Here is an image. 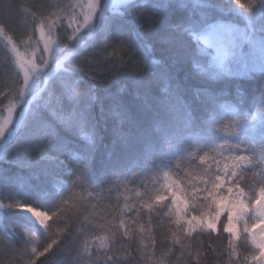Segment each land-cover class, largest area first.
Instances as JSON below:
<instances>
[{
  "label": "snow or ice",
  "instance_id": "1",
  "mask_svg": "<svg viewBox=\"0 0 264 264\" xmlns=\"http://www.w3.org/2000/svg\"><path fill=\"white\" fill-rule=\"evenodd\" d=\"M48 7L16 5L32 33L39 34L31 55L20 51L7 24L0 20V37L12 54L11 83L0 92L6 100L0 104V164L23 171L45 161L55 187L43 194V203L33 206L18 199L34 190L22 172L14 178L0 168V218L5 221L0 234L10 242V264H37L46 254L56 255L54 249L65 241L75 244L70 264H132L131 244L125 245V240L134 239H139L137 251L142 253L143 264H171L167 258L175 254L177 245L178 261L187 257L199 264L202 253L199 248L193 253L186 241L194 239L193 234L217 232L228 234L227 264H264V0H68ZM175 11L185 13L177 22L172 21ZM156 13H164L160 24L167 42L180 44L203 79L226 81L258 75L260 102L245 108L243 91L237 88V108L223 93L206 95L208 88H196L193 99L203 108L201 119L193 101L186 99L176 72L165 68L154 73L160 94L148 90L144 80L147 64L131 74L137 89H145L136 93L138 112L121 96L122 87L100 96L96 82L106 70L123 72L134 49L151 52ZM59 31H70L67 38L77 44L85 35L96 39L115 35L117 43L111 51L101 49L97 57L85 62L88 67H82L73 62L75 56L62 57ZM32 39L29 34L22 43L28 45ZM37 51H42L39 60ZM161 63L155 57L151 60L153 65ZM112 80L119 83L115 75ZM104 99L111 101L107 112ZM178 115L183 117L182 124ZM109 117L115 121L109 163L93 184L96 155ZM174 134L187 136L191 143L185 141L176 151ZM117 144L122 152L112 161ZM12 149H16L14 154H10ZM189 166L197 170L189 172ZM136 182L134 204L125 196L118 212H95L106 194L128 191ZM77 187L80 193L74 191ZM65 190L70 194L65 195ZM14 212L26 222L28 230L23 233L19 223L6 222ZM127 213H135L137 219L126 223ZM142 213L148 218L147 229L140 223ZM154 216L167 218L169 223L170 246L159 255L150 227ZM49 221L63 227L52 231ZM9 232L17 237L16 242H11ZM241 237L243 253L236 244ZM57 264L69 261L62 259Z\"/></svg>",
  "mask_w": 264,
  "mask_h": 264
},
{
  "label": "trees",
  "instance_id": "2",
  "mask_svg": "<svg viewBox=\"0 0 264 264\" xmlns=\"http://www.w3.org/2000/svg\"><path fill=\"white\" fill-rule=\"evenodd\" d=\"M68 0H0V20H3L8 26V34L13 36L14 42L17 43L21 52H24L26 55L31 54L33 49L36 48V40L38 39V33H32V28L29 23H26L23 16L20 12L17 11L16 5L20 4H36L40 6L42 9L50 10L49 5L52 4H65ZM5 4H11L12 7L10 9H6L4 7ZM164 15V13H156L152 16V20L155 21V26L153 31L150 33L151 37V52L144 53L141 50L134 49L131 55V60L127 66V68L123 71H117L116 73L108 72L106 70V75L97 80V85L99 88V95L106 96L108 92H116L119 88L125 89L124 92L121 93V96L132 107V111L138 112L140 101L136 99L137 91L143 93L145 89H137L136 85L132 79V72L136 70L137 67L143 68L146 64L149 65L148 72L144 75L145 83L148 87V90L153 95L160 94V86L156 83L154 79V73H161L167 68L170 71L177 73V78L182 82L183 87L186 93V99L189 101H193L194 107L196 108V115L201 119L204 118L203 108L200 105L198 100L193 99V92L196 88H208L210 91L206 95L219 94L223 93L226 95L227 101L233 106L239 108L238 97H237V88L243 91L245 108L252 107L253 103L260 102V93H259V77L258 75L253 79L247 78H232L230 80H222V81H208L203 79L196 71L193 70L192 64L187 61L186 56L187 52L181 49L180 44L169 43L165 37V31L160 24V19ZM185 15L184 12L175 11L172 14V21L177 22ZM131 18V17H130ZM144 30L147 31V26L141 21ZM29 34L33 35V39L29 42L28 45L22 43L23 40H27ZM70 31H59L56 35L59 38L60 46L62 49V53H67L68 56H75L74 63L81 65L82 67H88L85 63L87 60L97 57L103 48H108L111 51V45L117 43V39L115 35H113L109 39H96L95 36H87L85 35L84 40L77 44L75 41L69 40L67 37L70 35ZM42 44L40 45V49L42 50ZM75 49V50H73ZM77 52L79 55H77ZM10 49L6 45V41L3 37H0V92L6 91L8 85L11 83V77L9 73V59L11 57ZM42 55V51L36 52L37 60H39ZM160 60L161 65H153L151 64L152 58ZM102 59V57H100ZM179 59V63L176 61ZM95 63V60L93 61ZM115 75L119 81V83H114L112 80V76ZM224 101H220L223 103ZM6 103V100L3 97H0V104ZM111 101L108 99L103 100L104 108L107 112V109ZM99 106L96 107L95 111L99 112ZM252 111L255 112V108H252ZM178 121L182 124L183 117L181 115L177 116ZM103 124V122H102ZM115 124V121L110 117L106 121L107 130L103 133L104 142L100 147L96 155L95 161V171L93 174L92 183H98V175L99 171L103 167L105 163H109L108 151L111 149V140H112V128ZM145 125H147V119H145ZM124 130H128V125H124ZM157 135L161 134V132H156ZM166 134V133H165ZM173 141L175 144V150L179 151L182 144L186 141L187 143H191L188 140L187 136H176L173 135ZM16 149H12L10 154H14ZM122 149L119 144H117L116 148L113 151L112 161H115L121 154ZM36 153H33L35 157ZM64 157H61L63 159ZM182 163H186V161H182ZM47 167V162L45 161H37L33 168L20 170L15 167V165H9L7 163L0 164V168H3L7 171V173L15 178L17 172H22V177L25 182L30 184L34 190L29 191L25 195H21L18 197L22 202L32 203L33 206L44 202L43 194L47 191H55V187L52 185V177L49 175L45 168ZM195 166H189V169ZM62 180H67V177H61ZM139 182L136 184H130L129 190L124 191L123 189L119 192L113 190L110 194H106L103 200H99L97 202V208L95 212H99L101 215L106 214L112 209H115L117 212L119 211V206H122L125 203L124 197H128V203L130 205L134 204L135 201H131L130 196L134 193L133 189L137 187ZM107 187V185H105ZM5 193L8 192V189L5 188ZM74 191L76 193H80V188H75ZM65 195H69L70 191L65 190ZM87 195V193H84ZM46 210V209H40ZM94 218V214L93 217ZM126 223L131 220L137 219L135 213H127L126 214ZM140 223L145 225L147 229L148 218L143 213L141 214ZM224 219V218H223ZM222 219V220H223ZM163 221V223H162ZM7 223L16 222L21 225V233L28 230L26 222L23 217L19 215L18 212H14L7 217ZM50 224L53 225L52 231L55 230L56 227H63V224H53L52 221H49ZM116 223H119V218L117 217ZM5 221L3 218H0V227H4ZM39 228V225H36ZM133 228H137V225H132ZM152 229V234L155 236L157 240V255L161 252L165 251L170 246V241L167 240V237L170 236L169 232V223L168 219L161 217L155 218L153 217L152 223L150 225ZM220 226L218 225V228ZM174 229L175 226L172 225ZM6 230V229H5ZM123 230H121L122 232ZM9 236L12 234L9 232ZM194 239L186 241V244L190 245L189 250L193 253L199 248L202 255L200 256L199 264H227L228 255L225 251L227 240L226 237L228 234L217 232V233H203L200 235L193 234ZM145 236H147V232H145ZM27 239V237H25ZM17 237L12 236L11 242H16ZM9 241L0 234V264H10L9 256L13 255L12 249L8 246ZM37 244L40 241L36 242ZM131 244V252L133 256L132 264H143L142 253L138 252L137 249L140 247L139 239H134L132 241L125 240V245ZM238 246V250L240 252L245 251L244 241L240 240L236 242ZM74 247L75 244L73 241H65L64 245L55 248L54 252L56 255L46 254L45 257H41L40 260L37 261V264H57V261L62 259H67L70 264V259L74 255ZM174 255L167 258L171 261V264H197V261L187 259V257L182 258L181 260H177L179 256V246H175ZM223 253V255H221ZM126 264V262H124Z\"/></svg>",
  "mask_w": 264,
  "mask_h": 264
},
{
  "label": "rangeland",
  "instance_id": "3",
  "mask_svg": "<svg viewBox=\"0 0 264 264\" xmlns=\"http://www.w3.org/2000/svg\"><path fill=\"white\" fill-rule=\"evenodd\" d=\"M105 2H106V0H105ZM224 2H226V0H224ZM54 38H55V37H54ZM42 46H43V45H42ZM65 54L68 56L67 53H65ZM65 54L62 53V57H63ZM27 55H31V54H27ZM52 71L55 72L56 69L53 68ZM195 170H197V169H195V167H193V168L189 169V172H192V171H195ZM130 199H131V201H135V200H136V198H135V196H134V193L131 194ZM197 203H199V202L197 201ZM192 214H197V213H196V212H193ZM223 218H224V217H221V220H222ZM37 225H38V224H37ZM240 240L243 241V237H241V239H239V240H237V241H240ZM237 241H236V242H237Z\"/></svg>",
  "mask_w": 264,
  "mask_h": 264
}]
</instances>
